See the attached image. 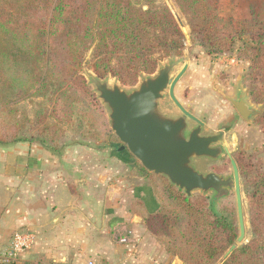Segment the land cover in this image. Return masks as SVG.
I'll list each match as a JSON object with an SVG mask.
<instances>
[{"label": "trees", "instance_id": "trees-1", "mask_svg": "<svg viewBox=\"0 0 264 264\" xmlns=\"http://www.w3.org/2000/svg\"><path fill=\"white\" fill-rule=\"evenodd\" d=\"M156 1L2 0L0 146L20 140L26 125L24 140L55 154L65 138L100 143L98 150L121 146L81 72L90 52L88 68L97 79L110 76L132 87L142 75H153L164 59L181 57L185 36L180 24ZM170 1L189 30L190 43L207 55H231L235 43H241L236 56L249 64L242 83L250 102L261 108L255 121L264 132V0ZM33 97L42 102L32 119L17 118V105ZM236 163L252 237L227 257L239 234L236 211L188 197L164 176L143 170L157 208L148 213L136 199L130 212L183 264H264V156H240ZM20 264L53 263L35 256Z\"/></svg>", "mask_w": 264, "mask_h": 264}, {"label": "crops", "instance_id": "crops-1", "mask_svg": "<svg viewBox=\"0 0 264 264\" xmlns=\"http://www.w3.org/2000/svg\"><path fill=\"white\" fill-rule=\"evenodd\" d=\"M86 143L69 140L59 154L23 138L0 146V253L15 234L29 233L35 243L20 262L41 256L53 264H158L155 256L164 252L129 209L139 199L152 213L150 188L142 196L131 184L140 179L134 166L126 170L111 149ZM118 227L128 243L113 247L108 235Z\"/></svg>", "mask_w": 264, "mask_h": 264}, {"label": "rangeland", "instance_id": "rangeland-1", "mask_svg": "<svg viewBox=\"0 0 264 264\" xmlns=\"http://www.w3.org/2000/svg\"><path fill=\"white\" fill-rule=\"evenodd\" d=\"M157 5H165L167 6L172 14L175 16L176 20L180 24L181 30L185 36V45L182 51V56L179 58H168L161 61L155 71V73L151 76L142 75L137 83L130 87L122 85L116 78L107 77L101 81L107 82L108 86L118 85L120 88L128 93L132 92L140 82L148 77L154 76L158 70L161 68L168 66L170 64H174V68L170 74V78L173 79L179 72L180 69L183 68L185 64L188 65V69L186 73L182 76V78L177 83L176 93H174L176 99L180 104L188 111L192 116L203 122L204 127L202 129L203 134H210L216 132L220 127H222L227 122V118L230 114L234 113L235 108L230 103L229 99L235 100V98H241L247 104H249L254 110L255 115L247 121L246 124H240L242 127L240 130V134L238 136H234L233 138H228L225 142L226 147L229 152H232V156L234 161L237 162L238 157L243 156L246 160L251 159H260L264 156V132L261 126L256 124V118L261 115V108L250 102L248 98V91L244 87L242 83V78L248 73L249 64L246 61L239 60L236 56L237 49L240 47L241 43L237 41L234 46V52L231 55H219V56H209L205 53L203 48L193 45L190 43L189 39V30L185 25L184 20H182L176 12V9L173 7L170 0H157ZM2 4V0H0V8ZM240 7L246 11V4L240 5ZM90 61V52L86 54V58L84 60V66L82 68L81 75L87 80L88 84L94 90V86L90 81V77L95 75L88 68V64ZM95 92V90H94ZM97 99L98 94L95 92ZM99 100V99H98ZM100 101V100H99ZM41 98H28L25 101L21 102L17 105L16 110L17 118L22 117L23 115L26 118L32 119L34 111L36 110L39 103H41ZM103 112L106 118V122L108 123V127L110 129L109 123V111L107 107L102 104L100 101ZM159 111L162 115L168 118L176 119L182 116L181 112L176 108L173 102L169 98L168 89L164 92L162 99L158 103ZM234 109V110H233ZM189 122V121H188ZM194 126V122L188 123V130ZM29 125H26L24 130H21L20 136L23 139L29 137L27 131L29 130ZM111 131V129H110ZM112 132V131H111ZM232 133L235 134L234 130ZM81 140L80 138H65L61 142L62 149L65 144L69 142V140ZM87 142L86 144H91L92 146L98 147L100 143H95L92 141H83ZM121 144V143H120ZM112 150L113 155L115 156L118 162L124 163L126 170H130L136 164L134 159L130 158L129 153L126 149L119 150L120 146L108 147ZM61 149V150H62ZM107 149V148H106ZM133 158V157H132ZM199 159L191 160V167L198 173H207L212 169L218 171L223 176H228L230 171L226 168L224 162H211L208 160H201L202 166H199ZM200 161V160H199ZM138 162V161H137ZM237 164V163H236ZM142 167V166H141ZM135 175L140 177L139 180L132 179L131 184H138L135 188H139L142 196L144 195V190L149 189L147 180L143 177L144 169L134 168ZM122 174V173H121ZM240 190H241V198H242V210H243V218L245 224V239L241 245L247 243L252 235L250 233V228L248 224V207L247 202L244 198L242 184L240 181ZM191 196L195 197H203L206 199L208 203H211L213 199L212 192L202 193L199 191H195ZM154 199L148 197L147 205L148 207H153ZM215 209L220 208H229L231 210L236 211V203L235 197L232 195L231 197L224 198L218 201L215 204ZM237 216V215H236ZM237 218V217H236ZM237 222V219H236ZM143 227L145 229V233L150 237L152 241L156 244L157 248H160L165 255H156V263L158 264H183L178 258L169 256L162 245L158 242L156 238L151 236L144 224ZM238 228V222H237ZM239 231V230H238ZM127 236L126 232L122 229L119 230L115 228L108 235L109 243L113 247L122 246L118 242L119 235ZM116 236V237H115ZM236 243V242H235ZM124 246V245H123ZM160 253V251H159ZM15 264H20V257L13 262ZM95 264H108L103 259L95 260ZM115 264V263H114ZM131 264V262L129 263Z\"/></svg>", "mask_w": 264, "mask_h": 264}, {"label": "water", "instance_id": "water-1", "mask_svg": "<svg viewBox=\"0 0 264 264\" xmlns=\"http://www.w3.org/2000/svg\"><path fill=\"white\" fill-rule=\"evenodd\" d=\"M173 68L174 64L161 68L154 76L142 80L130 93L118 85L110 87L107 82L93 76L90 81L98 99L109 111L110 129L121 143L119 150L126 149L145 171L164 176L188 197L195 191L220 194L222 187H231L230 180L214 174L203 175L190 165L192 159L215 157L218 150L210 148L214 138L200 136L202 122L186 111L174 95V89L188 65L185 64L171 79ZM167 89L170 100L182 114L179 118L165 117L159 111L158 103ZM229 101L242 118L248 119L250 115H255V110L240 97ZM187 121L196 123L197 127L189 132ZM231 164L239 234L226 257L245 239L238 170L233 161Z\"/></svg>", "mask_w": 264, "mask_h": 264}, {"label": "flooded vegetation", "instance_id": "flooded-vegetation-1", "mask_svg": "<svg viewBox=\"0 0 264 264\" xmlns=\"http://www.w3.org/2000/svg\"><path fill=\"white\" fill-rule=\"evenodd\" d=\"M236 99H237V97L235 98V100ZM250 118H252V115H250L248 117V119H244L238 114V112L236 110H234V113L230 114L228 116L226 124H224L222 127H220L214 133L203 134V135L201 134L202 133V129L204 127V124L202 122L203 125L201 127L200 136L201 137L214 138V141L210 145V148L217 149L218 151H217L215 157H201V158H197V159L200 160V161L197 160L198 163L200 162L199 166L201 167L203 165L201 160H208V161H211V162H219L220 160H222L221 162H224L225 165H226V168H228V171H230L228 176H225V175L223 176L222 174H220L218 171H216L214 169H212L211 171H209L207 173L200 172L203 175L214 174V175H217L219 177H222L225 180H230V182H231V187L230 186L229 187L228 186L227 187H222V192L220 194H217L214 191H210L213 194V199L211 201V205L212 206H215V204L218 201H220V200H222L224 198H227L229 196L231 197L232 195H234V197H235L234 172H233L231 161H233L235 163V165H236V162L234 161V158L232 156L233 155L232 152H229L228 148L226 147L225 142H226V140L228 138H233L234 136H238V134H240V130L242 128V127H240L241 126L240 124H246L247 125V121H249ZM189 122H192V121H189ZM189 122L187 121V125H188ZM196 127H197V124L194 123V126L192 128H190L188 131L190 132V131L194 130ZM232 130H234L235 134L232 133ZM193 160H195V159H193ZM236 167H237V165H236ZM238 177H239V173H238ZM239 185H240V179H239ZM235 203H236V199H235ZM236 213H237V210H236Z\"/></svg>", "mask_w": 264, "mask_h": 264}, {"label": "built area", "instance_id": "built-area-1", "mask_svg": "<svg viewBox=\"0 0 264 264\" xmlns=\"http://www.w3.org/2000/svg\"><path fill=\"white\" fill-rule=\"evenodd\" d=\"M120 244H127L128 240L125 236L118 238ZM35 243L33 234H15L8 250L0 253V263L9 264L15 262L24 252L29 251ZM93 264V263H89Z\"/></svg>", "mask_w": 264, "mask_h": 264}]
</instances>
